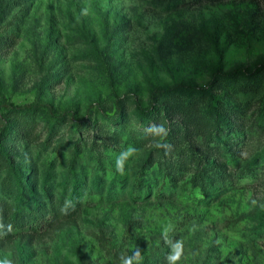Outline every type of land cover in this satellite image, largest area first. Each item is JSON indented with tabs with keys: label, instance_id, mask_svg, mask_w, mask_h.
<instances>
[{
	"label": "rangeland",
	"instance_id": "374dc122",
	"mask_svg": "<svg viewBox=\"0 0 264 264\" xmlns=\"http://www.w3.org/2000/svg\"><path fill=\"white\" fill-rule=\"evenodd\" d=\"M0 91V258L264 264V0H0Z\"/></svg>",
	"mask_w": 264,
	"mask_h": 264
},
{
	"label": "clouds",
	"instance_id": "9594fccd",
	"mask_svg": "<svg viewBox=\"0 0 264 264\" xmlns=\"http://www.w3.org/2000/svg\"><path fill=\"white\" fill-rule=\"evenodd\" d=\"M86 14V11H85ZM149 132L153 135L154 139L152 141L153 147L160 149L163 148L166 152L171 149V145L166 143V137L168 134V129L163 124H153L149 127ZM140 152V149L129 145L127 148L123 149L119 155L116 157V171L121 175L124 174L125 163L132 157L136 156ZM73 207L71 201H66L64 208L61 209L62 212L67 211L69 208ZM0 228H3L0 225ZM8 230H11V226H8ZM173 231V225L171 223L166 224L162 227L161 236L164 243L168 246L169 251L165 256V264H179L182 256L183 244L181 240H173L170 238L169 234ZM142 251L140 248H136L132 251L130 255L121 254L120 264H139L138 258L141 257ZM0 264H13V261L8 257L4 256L0 258Z\"/></svg>",
	"mask_w": 264,
	"mask_h": 264
},
{
	"label": "trees",
	"instance_id": "16d2710c",
	"mask_svg": "<svg viewBox=\"0 0 264 264\" xmlns=\"http://www.w3.org/2000/svg\"><path fill=\"white\" fill-rule=\"evenodd\" d=\"M244 72V69L242 67H237L235 69H233L231 72L225 74L224 76L228 75H236L238 73H242ZM214 74H222V70L220 69V64L218 65V67L216 68ZM190 93V91H188ZM0 95H1V91H0ZM2 105L11 109V110H26V111H33L35 109L39 108V104L38 103H27V104H22V105H12L10 102H7L5 99H2ZM136 108L138 109V111L143 114V115H151L153 114V99L149 101V105L147 107H141L139 104H136ZM117 115V114H116ZM85 128V126H83ZM5 160L6 162L10 163V159H9V155L7 154Z\"/></svg>",
	"mask_w": 264,
	"mask_h": 264
}]
</instances>
